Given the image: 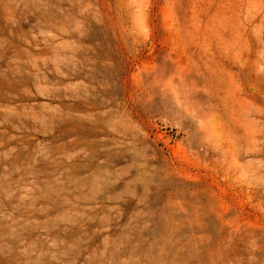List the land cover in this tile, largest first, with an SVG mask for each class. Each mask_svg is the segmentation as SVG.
<instances>
[{
    "label": "rangeland",
    "instance_id": "1",
    "mask_svg": "<svg viewBox=\"0 0 264 264\" xmlns=\"http://www.w3.org/2000/svg\"><path fill=\"white\" fill-rule=\"evenodd\" d=\"M0 264H264V0H0Z\"/></svg>",
    "mask_w": 264,
    "mask_h": 264
}]
</instances>
